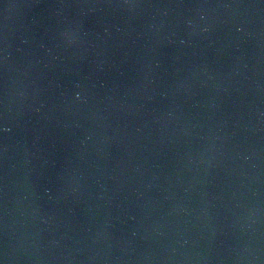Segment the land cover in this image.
I'll return each mask as SVG.
<instances>
[{"label": "water", "instance_id": "obj_1", "mask_svg": "<svg viewBox=\"0 0 264 264\" xmlns=\"http://www.w3.org/2000/svg\"><path fill=\"white\" fill-rule=\"evenodd\" d=\"M0 264H264V0H0Z\"/></svg>", "mask_w": 264, "mask_h": 264}]
</instances>
